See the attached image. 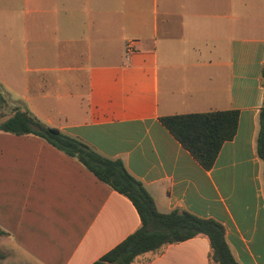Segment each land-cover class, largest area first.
I'll list each match as a JSON object with an SVG mask.
<instances>
[{
    "label": "crops",
    "instance_id": "obj_1",
    "mask_svg": "<svg viewBox=\"0 0 264 264\" xmlns=\"http://www.w3.org/2000/svg\"><path fill=\"white\" fill-rule=\"evenodd\" d=\"M0 35L24 45L21 99L36 117L122 159L159 211L222 223L241 264H264V0H0ZM229 109L237 133L210 169L160 120ZM140 226L133 202L77 158L0 131L8 264H93ZM132 264L216 263L200 234Z\"/></svg>",
    "mask_w": 264,
    "mask_h": 264
},
{
    "label": "trees",
    "instance_id": "obj_2",
    "mask_svg": "<svg viewBox=\"0 0 264 264\" xmlns=\"http://www.w3.org/2000/svg\"><path fill=\"white\" fill-rule=\"evenodd\" d=\"M264 85V64L261 71ZM239 110H214L167 115L163 125L189 150L206 169L215 164L223 144L235 137L239 125ZM257 152L264 163V101L259 111ZM0 131L17 135L39 136L63 152L78 159L89 171L135 205L141 226L120 244L93 264H132L146 253L163 246L203 234L209 238L211 259L216 264H241L234 257L225 235V227L212 218H202L189 211L158 210L154 198L126 168L120 158L106 157L78 138L42 122L23 104L15 105L12 113L0 120ZM6 232L0 229V237ZM6 254L0 248V264Z\"/></svg>",
    "mask_w": 264,
    "mask_h": 264
},
{
    "label": "rangeland",
    "instance_id": "obj_3",
    "mask_svg": "<svg viewBox=\"0 0 264 264\" xmlns=\"http://www.w3.org/2000/svg\"><path fill=\"white\" fill-rule=\"evenodd\" d=\"M23 52L22 42L11 43L8 36L0 35V120L8 117L15 105L23 104L21 95L24 92L25 79L30 75L26 70L27 62ZM9 53L12 55L9 56ZM39 76L41 73H31L32 78ZM1 250L6 254L1 263L8 264V252Z\"/></svg>",
    "mask_w": 264,
    "mask_h": 264
}]
</instances>
